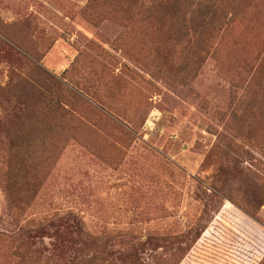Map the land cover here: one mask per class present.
Listing matches in <instances>:
<instances>
[{
  "label": "rangeland",
  "instance_id": "1",
  "mask_svg": "<svg viewBox=\"0 0 264 264\" xmlns=\"http://www.w3.org/2000/svg\"><path fill=\"white\" fill-rule=\"evenodd\" d=\"M131 1L0 0V86L34 63L76 111L62 148L42 137L23 217L0 167V264L27 240L68 259L73 217L117 264H264V0L189 37Z\"/></svg>",
  "mask_w": 264,
  "mask_h": 264
},
{
  "label": "trees",
  "instance_id": "2",
  "mask_svg": "<svg viewBox=\"0 0 264 264\" xmlns=\"http://www.w3.org/2000/svg\"><path fill=\"white\" fill-rule=\"evenodd\" d=\"M131 2L138 15L145 19L168 18L170 13L177 15V26L180 29L182 25L187 36L190 32L198 33V29L204 33L211 27V30L216 32L219 22L224 24L229 21L228 14L226 12L222 14V10L225 8L226 11L231 4L229 0H132ZM16 79L15 84L0 86L2 111L0 167L6 179L9 202L15 207L16 214L23 217L36 195L43 173L38 164L39 158L44 155L42 137L47 139V133L58 136L59 142L56 147L62 148L64 142L73 134L69 124L75 120L76 111L69 102H59L51 109L48 104L49 94L56 90L61 92L60 97H64L68 90L61 79L49 74L42 66L32 63L26 69V73ZM23 90L28 93L24 94ZM254 115L253 112L246 114V129L249 132L259 123ZM71 219L66 222V225L71 224V228L76 230L71 257L61 259L54 254L37 251L27 240L26 243L20 244L15 253L18 257L16 264H117L114 253L105 250L99 252L103 244L99 238L86 232L78 218ZM62 226L60 224L53 229L60 230ZM45 227L44 223H40L32 230L38 231ZM95 248L97 251L94 253Z\"/></svg>",
  "mask_w": 264,
  "mask_h": 264
}]
</instances>
